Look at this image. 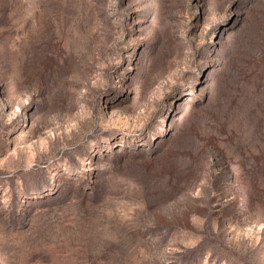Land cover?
I'll list each match as a JSON object with an SVG mask.
<instances>
[{
    "label": "rangeland",
    "instance_id": "obj_1",
    "mask_svg": "<svg viewBox=\"0 0 264 264\" xmlns=\"http://www.w3.org/2000/svg\"><path fill=\"white\" fill-rule=\"evenodd\" d=\"M0 264H264V0H0Z\"/></svg>",
    "mask_w": 264,
    "mask_h": 264
}]
</instances>
